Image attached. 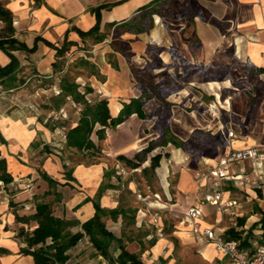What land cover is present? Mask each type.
I'll return each instance as SVG.
<instances>
[{"label": "crops", "instance_id": "crops-1", "mask_svg": "<svg viewBox=\"0 0 264 264\" xmlns=\"http://www.w3.org/2000/svg\"><path fill=\"white\" fill-rule=\"evenodd\" d=\"M152 2L0 0L1 6L11 12L13 37L27 48L33 47L29 52L12 50L19 62L16 80L13 85H8L7 78L0 80V158H4L6 172L11 176L9 181L0 180V264H35L32 255L23 250L27 248L25 238L37 225L28 217L34 214L38 202H48L56 217L76 220L78 224L70 228L75 233L82 231L80 224L93 216V198L100 187L103 188L98 199L100 207L114 209L121 205L135 209L134 224L125 231L131 239L127 241L123 237L121 243L127 251L137 254L143 264H168L174 248L169 240L156 235V227L151 223L154 214L160 217L162 233H172L178 243L196 244V251L206 262L233 264L212 244L190 233L191 222L184 211L202 197L193 181L195 170L213 166L230 149L264 143V0H175L183 11H178L174 23L172 19L167 21L176 27L162 24L161 19L155 20L160 37L156 40L165 46L162 50L166 60L159 67L160 72L166 71L171 61L165 49L172 45L180 58L175 62L176 67L187 70L179 76L181 80L204 76L202 86L181 84L174 92L168 91V95L166 91V100L172 102L168 118L170 131L183 141L194 140L196 133L206 132L216 141L210 140L207 145L210 150L192 155L167 143L142 151L159 134L152 129V122L139 118L135 112L115 126L96 123L90 134L93 144L90 150L65 145L66 131L77 124L84 105L75 103L67 95L55 107L52 98L61 92L62 74L73 73L70 69L87 47L93 48L88 50L93 56L101 48L93 43L92 36L82 38L78 31L94 26L98 13L99 32L103 33L140 13ZM9 61L0 49V66ZM57 61L61 64L54 68ZM236 62L239 68L235 77L239 83L228 84L232 78L230 65ZM220 70L224 74L219 75ZM98 72L76 71L72 77L79 84L80 92L90 88L84 93L88 102L107 100L109 114L114 118L140 91L134 86V78L126 72L110 68ZM161 76L166 78L168 74L163 72ZM152 101H156L155 107L160 105L158 100ZM209 104L215 105L216 117L211 114ZM150 105L151 101L142 106L144 113L151 109ZM219 124L232 129L236 137L225 139ZM96 130L101 134L99 137ZM155 155L159 156L158 163L152 177H147L141 170L149 169ZM76 157L80 159L74 161ZM244 167L255 175L248 163ZM41 172L55 183L49 184L40 176ZM151 180L159 187L154 191L158 198L144 192L143 185L149 189ZM223 190V198L238 202L234 208L237 215L222 214L213 203H208L203 207L201 226H213L223 238H237L243 249L251 250L254 243L264 242V225L260 222L264 192L249 187L241 189L231 182L224 183ZM102 220L115 237L109 246L113 262L97 253L89 237L83 234L82 243L66 251L67 264L116 262L120 252L116 239L121 238L122 219L118 215L116 220L109 216ZM144 228L147 230L140 232Z\"/></svg>", "mask_w": 264, "mask_h": 264}, {"label": "trees", "instance_id": "trees-1", "mask_svg": "<svg viewBox=\"0 0 264 264\" xmlns=\"http://www.w3.org/2000/svg\"><path fill=\"white\" fill-rule=\"evenodd\" d=\"M0 20L4 25L0 35V49H2L10 58V61L7 65L0 66V80L3 81V78H7L8 85H13L16 80L15 73L19 69V62L11 51L19 49L29 52L33 50V47L27 48L24 43L16 41V39L13 37L14 28L12 26L11 12L1 6V4ZM78 33L82 38L85 36H92L96 40H101L104 35L99 32L98 13H96L95 25L87 31H78ZM60 52L62 53L63 51ZM60 52L57 51V53ZM80 61L81 60H79V62ZM83 63H85V61H82V64ZM60 64V61L54 62V68H58ZM59 86L61 89L60 94L52 98V102L54 103L55 107H58L60 104H62L65 101V96L67 95H69L75 103H81L84 105L80 111V117L77 124L66 131L65 145L67 147H74L77 150H90L93 148V144L90 140V134L92 133L96 123L101 126H115L121 122L126 115H129V113L132 112L130 106L133 104L135 105L133 112L137 113L138 115L140 114L139 104L141 103V100L136 98L124 105L116 117H111L107 107V100L100 99L94 103L88 102L84 96V93L90 91V88H86L83 93L80 92L78 90L79 84L75 81V78L72 77V74L67 71L62 74L59 81ZM123 113H125V116ZM169 116V113H165L166 120L169 118ZM157 131L160 134L161 141L159 143L154 141L153 145L152 142H150L148 146L142 151L148 152L158 144L166 145L167 143H170L175 147H181L185 152L192 155L197 151H200L199 149L196 150V148L193 147L190 148L189 145L191 139L189 141H183L173 135L170 132L168 125L163 122H161V125L157 127ZM97 132L99 133V130H96V133ZM99 135L101 134L99 133L98 137ZM120 158L124 159V161L127 163H130L128 159L123 157ZM158 159V155L152 157L149 169H143L141 172L147 177H152L154 171L153 168L157 165ZM130 165L132 167H136V164L134 163H130ZM40 176L49 184L55 183V181L44 172H41ZM10 179L11 176L6 172L5 160L4 158H0V180L6 182ZM102 191L103 188L100 187L93 198L95 210L93 216L80 224L82 231H77L75 233H72L70 228L78 224L76 220H67L65 218L56 217L52 214V209L48 202H38L35 206L34 214L28 217V219L30 218L35 220L37 225L31 231V235L25 238L27 248L23 251L32 255L35 264H67L69 256L66 251L70 247L74 246L83 236V234H85L89 237L96 252L101 254L106 260L113 262L112 257L109 254V246L115 237L109 230L106 229L102 217L109 216L112 220H116L118 215H120L122 219V234L121 238L116 239L119 242L120 247V252L116 257V262L118 264H126L128 262L131 264H143L137 254L127 251L124 245L121 243V239L123 237H125L127 241L131 239L130 236L126 235L125 231L128 229V227L134 224L135 209L121 205L114 209L100 207L98 199L102 194ZM125 196L126 195H124V197ZM260 222L262 225H264V213L261 215ZM166 233H168V231H166ZM48 238L52 240L51 244L48 243ZM172 241L176 243L177 239L172 238ZM37 244L41 245L30 250L31 247L36 246Z\"/></svg>", "mask_w": 264, "mask_h": 264}, {"label": "rangeland", "instance_id": "rangeland-1", "mask_svg": "<svg viewBox=\"0 0 264 264\" xmlns=\"http://www.w3.org/2000/svg\"><path fill=\"white\" fill-rule=\"evenodd\" d=\"M178 11L183 10L180 4H176L175 0H154V2L150 3L148 6H146V8L141 9L140 13L135 14L134 16H131L130 18H127L124 21L122 20L118 22L115 28H108L105 29L103 33L100 32L104 35L101 40H96L93 37V43H97V47L101 45V48L96 49V55L93 56L91 53L89 54L88 52L92 51L93 48L87 47V51L83 53L84 55H86L85 57L87 58H85L84 55H81L80 59L77 60L78 63L73 65L74 69H68L72 70V74H75L76 71H81L83 74H88L90 72L97 73L98 70L102 68H110L115 72H126L132 78H134V86L140 91V94L136 97L141 100V103L139 104L140 114L138 115L136 113L137 116L141 119H147L149 122H152V129L155 132H158L157 127L161 125V122L167 124L169 127L168 119L166 120L165 113L170 114V107L172 105V102L166 100L167 95L171 92H174L178 87H180L181 84L185 87L188 85L190 86L191 84H197L198 86H202L201 82L204 78V76L201 75V79H198V77L193 76V78L186 77V79L183 78V80H181V77L179 76H182L183 74L187 73V70L185 72V67H176L175 62H178L180 58H177L178 53L172 45H169V47L165 49V53L169 55L171 61L167 63L168 67L166 71L160 72L159 67L161 65H164L163 60H166L164 56L165 54L163 53L164 50H162L165 46L164 43L159 40H156L160 37H158L159 32L156 30L155 25L157 21L155 20L161 19L160 21L162 24L167 23L169 27H176V25L174 24H169L168 21L172 19L173 22V19L178 16ZM3 26V22L1 21L0 35L2 33ZM104 49L105 51H103ZM79 60L81 61L79 62ZM82 61H85V63L82 64ZM238 64L239 63L236 62L234 65H230V68H232L230 77L232 78L230 81H227L228 84L236 83V85H238L239 79L235 77L238 76ZM234 67L236 68V70L234 69ZM180 71L181 73H178ZM163 72H167L168 77L165 78L164 76H161ZM205 72L206 70L203 69L204 74ZM221 72L222 70H220L218 74H224L223 72ZM211 85L212 84H209L208 86ZM215 86H217V84H214V87ZM208 88L209 91H213L210 87ZM168 91L170 92L168 93ZM152 99L158 100L160 102V105L158 107H155L156 101H152ZM149 101H151V109L144 113L142 106L148 103ZM130 109L133 112L135 109V105H131ZM71 113H73L72 109ZM123 114L125 116V113ZM126 117H128V115H126L125 118ZM69 124L70 123L66 125ZM194 136V140H191L189 146L190 148H196V150L199 149L200 151L197 152L200 153H205L207 149L210 150L209 148H207V145L210 143V140L214 143L216 142L213 139L214 137L208 136L206 132L196 133ZM160 138L161 137L159 134L156 139V142L159 143L161 141ZM154 141L155 140L152 141V145ZM158 146L163 145L158 144L152 149H156V147ZM79 159V157H76L74 161H77ZM149 184V189L146 188L145 185H143V189L145 193H148L150 196H152L153 194H155L154 191L157 190L159 187L155 180H151ZM160 196L163 200H166L165 195L163 196L160 193ZM181 215L182 214H179V216ZM172 220L174 219L171 218V221ZM145 230L147 229L144 228L140 232H145ZM149 230H151V228H149ZM162 236L166 240H169L174 247L171 251V255L169 256L171 260H165L168 261V264H210L203 259L202 254L196 251V244L182 242L174 243L172 241V238L175 237L170 232L162 233ZM196 241L198 242V240ZM196 241L195 243H197Z\"/></svg>", "mask_w": 264, "mask_h": 264}, {"label": "built area", "instance_id": "built-area-1", "mask_svg": "<svg viewBox=\"0 0 264 264\" xmlns=\"http://www.w3.org/2000/svg\"><path fill=\"white\" fill-rule=\"evenodd\" d=\"M209 109L216 117L217 111L212 104H209ZM218 127L225 139L231 140L236 137L232 129L223 124H219ZM245 163L251 166L255 175H251L245 169ZM193 181L200 189L202 197L184 211V216L191 222L190 233L201 241L212 244L217 252L227 257L233 264H264V243H254L251 250L243 249L237 238H223L213 226H201L200 223L204 217L203 207L208 203H213L222 214L237 215L234 208L238 206V202L231 198H223L224 183L231 182L241 189L249 187L264 191V143L228 150L213 166L195 170ZM154 195L159 197L157 194ZM159 218L158 214L152 215L151 223L155 225V233L160 237L162 229L159 227ZM47 241L49 244L52 243L50 238ZM82 241L79 239L77 245Z\"/></svg>", "mask_w": 264, "mask_h": 264}]
</instances>
